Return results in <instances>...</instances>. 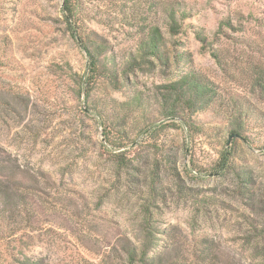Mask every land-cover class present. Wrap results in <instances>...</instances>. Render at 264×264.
I'll use <instances>...</instances> for the list:
<instances>
[{
	"label": "rangeland",
	"instance_id": "374dc122",
	"mask_svg": "<svg viewBox=\"0 0 264 264\" xmlns=\"http://www.w3.org/2000/svg\"><path fill=\"white\" fill-rule=\"evenodd\" d=\"M167 6L187 14L176 35ZM67 7L0 0V159L14 168L29 209L0 198V264H15L21 251L48 264H123L117 251L137 235L144 207L161 229L178 227L189 247L206 238L217 262L264 264V96L256 86L264 0ZM223 20L231 26L219 30ZM152 28L167 66L142 58ZM81 43L99 55L95 72ZM189 73L209 83L210 106L167 115L163 86ZM237 113L246 128L228 141ZM224 148L231 155L221 170Z\"/></svg>",
	"mask_w": 264,
	"mask_h": 264
},
{
	"label": "trees",
	"instance_id": "16d2710c",
	"mask_svg": "<svg viewBox=\"0 0 264 264\" xmlns=\"http://www.w3.org/2000/svg\"><path fill=\"white\" fill-rule=\"evenodd\" d=\"M65 11L69 13L67 0H64ZM165 16L167 19L168 32L171 35H176L179 30L180 19H184L187 14L184 10H176L173 6L165 7ZM229 20L220 22L221 28L230 27ZM72 35L76 36L75 30L70 28ZM195 37L200 42L201 48L208 51L210 56L216 63L221 65V56L217 49L209 46L208 39L201 30L195 31ZM79 39V37H78ZM82 49L85 51L89 67L92 72L97 69L99 55L90 48L87 44L81 43ZM209 48V49H208ZM143 52L142 58L148 66H152L151 58L162 62L167 66L169 57L167 55L166 44L162 43V38L157 28H152L140 46ZM150 58V59H149ZM256 86L259 93L264 96V78L259 77L256 80ZM164 93L162 102L165 104L164 111L167 115H175L178 109H186L191 113L206 109L212 102L213 91L209 83L203 81L198 74L189 73L179 80L163 86ZM240 113L233 117L230 123V135L239 133L246 128L242 121L236 118ZM240 137V136H239ZM230 150L224 148L221 153L220 169L224 170L227 166L230 157ZM118 159H123L122 154L116 155ZM123 164V161H120ZM181 179H178L180 181ZM0 198L5 199V203L12 204L15 208L27 214L28 204L26 203V195L20 192L19 183L16 179V172L13 167L7 166L0 159ZM25 219H21L24 222ZM178 227L171 226L169 229H161L154 221L149 207L142 209V216L137 226V235L133 239H125L118 249L119 257L122 258L123 264H222L217 262L218 257L206 238H200L196 244L189 247V243L182 239ZM160 236H163L161 239ZM15 264H48L43 257L29 256L21 251L19 259ZM103 264H109L105 262ZM234 264V263H229Z\"/></svg>",
	"mask_w": 264,
	"mask_h": 264
},
{
	"label": "water",
	"instance_id": "95a60500",
	"mask_svg": "<svg viewBox=\"0 0 264 264\" xmlns=\"http://www.w3.org/2000/svg\"><path fill=\"white\" fill-rule=\"evenodd\" d=\"M232 137H239V136H237V135H235V134H232V135H230V136L228 137V141H230V139H231Z\"/></svg>",
	"mask_w": 264,
	"mask_h": 264
}]
</instances>
